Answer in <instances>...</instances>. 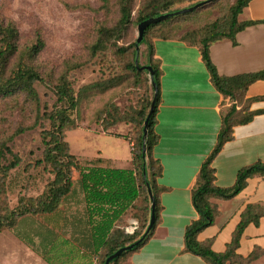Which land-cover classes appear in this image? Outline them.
I'll list each match as a JSON object with an SVG mask.
<instances>
[{
    "label": "crops",
    "instance_id": "1",
    "mask_svg": "<svg viewBox=\"0 0 264 264\" xmlns=\"http://www.w3.org/2000/svg\"><path fill=\"white\" fill-rule=\"evenodd\" d=\"M239 19L261 22L237 32L235 44L228 39L210 44V59L222 76L264 69V0H250ZM152 42L153 58L159 62L161 71L159 103L153 125L157 141L152 155L161 165L157 183L163 189L159 194V217L152 235L130 252L123 263L179 264L184 261L206 264L200 256L184 251L183 234L185 227L198 218L191 190L200 165L216 143L222 111L235 101L224 97L214 87L197 46L177 38H153ZM243 100L247 111L254 115L248 122L232 127V138L223 144L211 162L215 170L214 184L219 187L232 186L240 168L257 160L264 161V78L247 86ZM241 106L242 103L236 104L237 108ZM98 134L127 142L130 155L126 163L116 150L103 155V149L97 148L96 155H76L90 165L132 167L131 143L125 137L105 132ZM79 178V171L74 170L69 191L55 209L20 215L7 231L0 233L3 242L8 243L5 251L15 256L14 264H98L107 217L96 213L94 206L86 202ZM236 200L231 228L222 235V227L208 231L224 208ZM212 201L217 203L218 215L211 225L198 233L197 239H211V249L221 252L230 241L245 206L264 203V176L248 178L247 185L230 199L213 198ZM254 246L264 248V216L257 226L248 224L244 228L236 251L247 255Z\"/></svg>",
    "mask_w": 264,
    "mask_h": 264
},
{
    "label": "rangeland",
    "instance_id": "2",
    "mask_svg": "<svg viewBox=\"0 0 264 264\" xmlns=\"http://www.w3.org/2000/svg\"><path fill=\"white\" fill-rule=\"evenodd\" d=\"M195 1L203 0H130V22L117 29L121 0H0V19L12 21L16 26L21 51L9 59L5 74L8 75L20 61L33 65L42 79L34 83L36 99L32 100L20 91L12 95L0 94V149L4 144L20 161L0 181V233L8 230L4 219L11 211L21 205L36 204L48 192L55 177L53 165L43 161V133L51 125L47 115L60 106L55 94V85L60 80L70 84L77 101L70 111L71 123L63 129L64 140L72 153L92 156L97 154V148H102L103 155H108L116 150L126 163L130 155L127 142L107 138L98 134L100 132L131 137L134 143L131 149L134 147L133 151L137 153L133 139L139 134L140 112L151 97V89L146 71L136 77L130 70L132 50L136 49L133 42L137 38L138 23L135 20L139 12L153 2L160 6L167 3L166 8L171 11ZM232 2L212 0L198 7L195 13L170 23L179 33L198 28L222 16ZM101 28L109 29V33L103 38V47L93 52L92 46L98 41ZM37 38L43 41V46L36 55L28 58L25 52ZM148 46L146 40L139 43L134 56L138 64L148 62ZM121 47L126 50L119 52ZM5 157L4 163H7L11 156L6 154ZM145 163L148 165V157ZM237 204L238 200L232 201L224 208L208 231L222 227V235L230 229L234 220L232 208ZM132 221L136 222V219L129 223L124 221L122 226L129 227ZM5 249H8V243L0 236V264H14V254ZM120 259L110 264H124ZM256 263L264 264V255ZM179 264L187 263L181 261Z\"/></svg>",
    "mask_w": 264,
    "mask_h": 264
},
{
    "label": "trees",
    "instance_id": "3",
    "mask_svg": "<svg viewBox=\"0 0 264 264\" xmlns=\"http://www.w3.org/2000/svg\"><path fill=\"white\" fill-rule=\"evenodd\" d=\"M249 1L233 0L222 16L209 20L198 28H188L181 33L178 31L175 32L173 24L170 22L195 13L198 10L197 8L196 10L194 9L188 12L189 14L174 15L150 24L145 28L143 40H146L149 44V59L146 64L138 65H150L152 68V80L149 78L151 97L147 100L143 111L140 112L139 134L133 139L136 142L138 151L135 153L133 151L134 147L131 149L132 167L130 168H109L100 165H90L87 160L80 158L70 151L68 143L64 140L63 129L71 123L70 111L76 107L77 101L70 84L66 80H60L55 85V94L60 106L55 107L47 115L51 125L43 133V141L45 144L43 161L50 162L53 165L55 177L48 188V192L36 204L21 205L16 211H11V215L4 219L6 220V227H11L16 218L25 213H36L55 209L61 197L69 191L73 171L78 170L80 185L84 192L86 202L94 206L96 213H100L104 218L107 217V223H105L107 224V231H103V250L97 259L98 264H103L108 255L125 245L133 243L130 250L137 249L152 235L159 217V194L163 189L157 183V178L161 174V165L152 155L153 146L157 141V136L153 131V125L159 103V79L161 74L159 62L153 58L152 40L153 38H177L188 45L198 47L202 61L214 87L224 97L235 101V103H232L222 111L221 127L217 134L216 143L201 163L195 185L191 190V201L198 214V218L193 220L184 229V251L200 256L206 264H263L256 263V261L264 255V248L254 246L247 255L239 254L236 250L239 247V241L244 228L248 224L257 226L260 218L264 216V203H249L245 206L240 214L239 222L232 232L231 239L223 251H213L211 249V239L205 241H199L197 239L198 233L211 225L218 215L217 203L212 201L213 198L230 199L247 185L248 178L254 175L264 176V161L257 160L237 171L235 182L232 186L219 187L214 184L215 170L211 166L213 158L218 154L223 144L232 138V127L236 124L246 123L253 117L254 113L247 111L246 102L245 104L243 103L244 92L250 83L264 78V69L234 76H222L217 72L209 55V46L212 42L228 39L235 44V35L237 32L248 25L261 22L239 19V14ZM197 2L199 1H195L188 6ZM166 7L167 3L161 6L157 2L151 3L145 10L139 12L135 20L136 24L146 18L170 12ZM175 10L177 9L171 11ZM130 12V0H121L117 29H120L121 26L130 22ZM108 33L109 29H100L99 39L92 46L93 52L103 47V38ZM17 39L18 30L14 23L0 19V94L12 95L20 91L26 93L33 100L36 99L34 83L42 80L33 65L24 62L20 63L19 61L9 70L10 73L8 75L5 74V68L9 59L17 51L21 53ZM133 45L136 46L135 41ZM42 46L43 41L37 38L36 43L27 48V52H25L27 54L26 56L30 58L36 55ZM125 50L126 48L123 47L118 49L119 52H124ZM132 55L133 61H131L130 70L136 77H140L146 70L138 69L135 64L134 56L137 55L136 49L132 50ZM153 96L154 104L148 120V132L145 145V155L148 157L147 165L142 154V127ZM237 103H242V106L237 108ZM103 129L105 130L106 128ZM115 135L123 136L131 145L134 144L132 143L131 137H126L123 134ZM6 154H9L11 159H7L8 162L4 163ZM19 162L18 156L3 144L0 149V181L8 175L11 169L17 167ZM148 188L151 190L155 202L154 222L152 227L147 232H144L150 214ZM30 205L39 207L40 209L30 208ZM126 218L136 219L137 225L132 232H126L122 226ZM139 222H141V225ZM130 252H122L110 262L114 263L120 258V260L124 261Z\"/></svg>",
    "mask_w": 264,
    "mask_h": 264
},
{
    "label": "water",
    "instance_id": "4",
    "mask_svg": "<svg viewBox=\"0 0 264 264\" xmlns=\"http://www.w3.org/2000/svg\"><path fill=\"white\" fill-rule=\"evenodd\" d=\"M211 1L212 0L199 1V2H197V3H195V4L191 5V6L183 7V8L177 9L175 11L161 13L160 15L149 17V18H146V19L140 21L137 24V38H136V41H135L136 51L138 50L139 43L143 40L145 28L148 27L150 24H154L156 22H159L161 20L167 19V18L172 17V16L177 15V14H185V13L191 12L194 9H196V8H198L200 6H203V5H205V4H207V3L211 2ZM135 64L137 65L138 69L146 70L148 75H149L150 80H152L151 79L152 68H151L150 65L139 66L137 60H135ZM152 85L154 86L153 83H152ZM154 96H155V87H154ZM154 96H153V99L151 100V103L149 105L147 114H146L145 119L143 121V127H142V154H143L144 161H145V158L147 157L145 155V151H146L145 145H146L147 132H148V120H149V117H150V114H151V111H152V108H153ZM147 192H148V196H149V200H150V214H149L148 224H147V227H146L144 232H147L152 227L153 222H154V205H155V202H154L151 190L149 188L147 189ZM132 245H133V243L118 248L116 251H114L112 254L108 255L105 258L103 264H110L111 263L110 261L113 260L114 258L118 257L122 252H124L125 250L131 249Z\"/></svg>",
    "mask_w": 264,
    "mask_h": 264
},
{
    "label": "built area",
    "instance_id": "5",
    "mask_svg": "<svg viewBox=\"0 0 264 264\" xmlns=\"http://www.w3.org/2000/svg\"><path fill=\"white\" fill-rule=\"evenodd\" d=\"M135 225H136V222L135 221H132L130 223L129 227H126L125 228L126 232H132L135 229V227H136ZM129 228H130V230H129Z\"/></svg>",
    "mask_w": 264,
    "mask_h": 264
}]
</instances>
